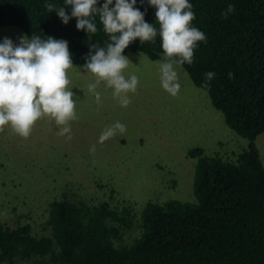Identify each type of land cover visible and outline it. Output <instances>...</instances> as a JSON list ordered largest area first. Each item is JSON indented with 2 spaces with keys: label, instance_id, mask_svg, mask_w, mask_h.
<instances>
[{
  "label": "trees",
  "instance_id": "trees-1",
  "mask_svg": "<svg viewBox=\"0 0 264 264\" xmlns=\"http://www.w3.org/2000/svg\"><path fill=\"white\" fill-rule=\"evenodd\" d=\"M104 2L98 0L97 7ZM188 2L195 13L192 26L206 40L198 42L191 64L179 66L207 94L224 124L247 140L245 148L232 157L189 148L186 154L195 160L193 201L147 200L128 244L126 208L118 211L106 201L87 204L65 194L48 203L47 234L32 233L28 223H0V264H264V166L254 144L264 133V0ZM49 3L65 6V0H0V27L16 26L28 38L66 41L77 66L86 63L93 45L110 42L98 15L97 32L88 34L77 30L75 18L64 24L55 11L48 12ZM229 4L234 11L225 18ZM135 7L158 33L156 9L148 0H137ZM65 11L71 17V7ZM135 52L163 59L159 34L151 41H133L123 54ZM209 72L215 77L203 87Z\"/></svg>",
  "mask_w": 264,
  "mask_h": 264
},
{
  "label": "rangeland",
  "instance_id": "rangeland-1",
  "mask_svg": "<svg viewBox=\"0 0 264 264\" xmlns=\"http://www.w3.org/2000/svg\"><path fill=\"white\" fill-rule=\"evenodd\" d=\"M24 37L16 26L0 27V43L8 38L18 46ZM123 55L130 61L125 76L139 78L127 107L120 106L103 82L96 88L98 104L87 87L95 78L74 65L68 76L78 118L70 122V133L58 135L61 127L47 118L39 120L26 139L8 127L0 132V223H28L32 233L47 234L43 223L48 203L65 194L87 204L106 201L118 211L126 208L131 215L124 235L128 244L147 200L193 201L195 160L187 156L189 148L198 146L207 155L221 157L245 148L247 140L224 124L207 94L179 65L175 70L180 91L172 96L161 87L157 62L162 59L150 60L137 52ZM117 121L126 131L100 143L102 131ZM254 144L264 166V133Z\"/></svg>",
  "mask_w": 264,
  "mask_h": 264
},
{
  "label": "clouds",
  "instance_id": "clouds-1",
  "mask_svg": "<svg viewBox=\"0 0 264 264\" xmlns=\"http://www.w3.org/2000/svg\"><path fill=\"white\" fill-rule=\"evenodd\" d=\"M136 2L115 0L112 6L113 0H105L101 7H97L98 0H65L63 7L45 5L48 12L55 11L64 24L75 18L77 30H86L88 34L97 32L94 18L99 16L110 42L106 47L93 45L83 65L84 71L95 78V83L87 87L98 104L100 94L96 88L102 82L113 89V98L121 107L131 103L128 94L136 92L139 78L135 74L125 76L130 61L123 52L133 41H151L159 34L164 53L163 59L157 62L161 87L176 96L180 84L175 66L191 64L198 42L206 40L205 34L192 26L195 13L188 0H148L156 9L158 33L154 25L145 22L144 13L135 7ZM68 6L71 7V17L65 11ZM233 11L234 6L229 4L222 15L227 18ZM74 67L68 43L64 40L33 35L22 38L19 45L14 46L5 38L0 43V132L8 127L26 139L36 123L47 118L61 127L58 135L70 133V122L78 118L68 76ZM232 75L229 73V78ZM214 77V72L206 73L203 87H208ZM125 131V126L117 121L102 131L99 142Z\"/></svg>",
  "mask_w": 264,
  "mask_h": 264
}]
</instances>
